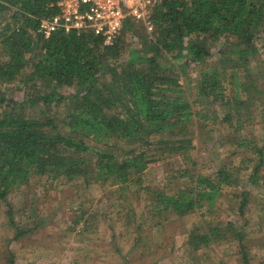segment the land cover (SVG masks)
Wrapping results in <instances>:
<instances>
[{
    "label": "trees",
    "instance_id": "trees-1",
    "mask_svg": "<svg viewBox=\"0 0 264 264\" xmlns=\"http://www.w3.org/2000/svg\"><path fill=\"white\" fill-rule=\"evenodd\" d=\"M59 1L0 0V86L9 88L0 89L1 201L34 175L68 183L81 179L87 185L112 180L123 190L141 186L145 171L156 162L149 152L187 154L195 148V130L204 137L218 121V110L195 111L186 97L180 71L191 64L208 66L212 56L220 60L216 67L201 71L198 97L220 103L223 122L230 127L243 105L253 102V96L243 100V94L258 89L250 78L249 59L264 53V0H161L151 12V36L141 22L128 19L113 45L92 33L58 31L45 39L39 26L57 14ZM167 54L175 62L163 66L160 60ZM223 77L231 87L241 88L227 102ZM37 86L42 89L30 93ZM69 89L75 92L66 94ZM23 90L29 98L16 101L12 91ZM28 103L40 108L37 115L22 114ZM64 103L66 115L59 122L52 105ZM92 138L98 143L121 140L144 149L135 147L118 158L87 145ZM230 139L239 148L248 144L238 142L234 134ZM87 153L96 156L92 169ZM258 157L255 177L263 162L262 149ZM237 183L220 166L214 175H198L195 189L172 194L152 192L149 186L142 190L157 201L152 209L156 216L170 212L184 217L204 201L213 206L225 185ZM83 221L81 216L75 223L77 227L82 223V232ZM202 240L198 244H210L213 237L204 234ZM241 251L248 264L247 250Z\"/></svg>",
    "mask_w": 264,
    "mask_h": 264
},
{
    "label": "rangeland",
    "instance_id": "rangeland-1",
    "mask_svg": "<svg viewBox=\"0 0 264 264\" xmlns=\"http://www.w3.org/2000/svg\"><path fill=\"white\" fill-rule=\"evenodd\" d=\"M147 33L151 36V32ZM127 59L128 56L122 60ZM216 60L220 61L212 56L207 59L208 66L191 64L180 71L181 85L194 110L205 109L210 114L218 110V121L212 125L215 127L211 134L201 137L200 130L194 129L198 133L195 148L184 155L157 156L156 150L149 152L155 155L156 162L145 171L141 186L123 190L112 180L87 185L81 179L68 183L65 179L34 175L27 184L14 187L6 202L0 200V264H10V260L13 264H246L242 248L247 250L248 264H264V158L256 177L253 174L260 161L259 149L264 156V53L249 59L250 78L258 89L243 94V100L253 96V102L245 103L241 115L233 116L232 127L223 122L220 103L214 105L198 97L201 71L216 67ZM160 61L163 66L175 62L170 54ZM222 79L227 102L241 88L231 87L226 78ZM0 89L9 90L4 86ZM38 89L41 86L32 88L30 93ZM12 92L16 101L29 98L24 90ZM70 92L75 90L69 89L66 94ZM66 110L67 103L52 105L59 122L65 118ZM39 111L31 103L21 110L25 116L37 115ZM231 134L238 142L245 140L248 144L239 148L230 139ZM86 144L110 151L118 158L135 147L138 151L144 149L115 139L98 143L92 138ZM85 155L92 169L96 156ZM220 166H225L238 183L225 185L213 206L204 201L184 217L170 212L154 214L152 209L158 203L142 187L166 194L195 189L198 175H214ZM253 181H257L256 186ZM81 216L84 232L82 223L78 224L79 230L75 225ZM204 234L213 237V242L198 244L203 242ZM193 238L198 250L192 248ZM93 258L96 261L92 263Z\"/></svg>",
    "mask_w": 264,
    "mask_h": 264
},
{
    "label": "built area",
    "instance_id": "built-area-1",
    "mask_svg": "<svg viewBox=\"0 0 264 264\" xmlns=\"http://www.w3.org/2000/svg\"><path fill=\"white\" fill-rule=\"evenodd\" d=\"M161 0H61L58 12L41 21L38 32L49 39L58 31L92 33L113 45L128 19L153 30L152 9Z\"/></svg>",
    "mask_w": 264,
    "mask_h": 264
},
{
    "label": "crops",
    "instance_id": "crops-1",
    "mask_svg": "<svg viewBox=\"0 0 264 264\" xmlns=\"http://www.w3.org/2000/svg\"><path fill=\"white\" fill-rule=\"evenodd\" d=\"M91 246H89L88 248H90ZM90 250V249H89ZM118 251V250H117ZM94 259H95V261H96V258H93V260H92V263L94 262ZM125 259H126V257H125Z\"/></svg>",
    "mask_w": 264,
    "mask_h": 264
}]
</instances>
